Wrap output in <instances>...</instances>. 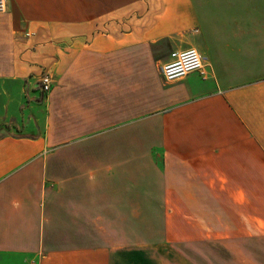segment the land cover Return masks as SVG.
Instances as JSON below:
<instances>
[{
  "label": "crops",
  "instance_id": "crops-1",
  "mask_svg": "<svg viewBox=\"0 0 264 264\" xmlns=\"http://www.w3.org/2000/svg\"><path fill=\"white\" fill-rule=\"evenodd\" d=\"M87 2L6 0L0 14V264L184 256L173 248L222 240L223 209L245 210L223 240L264 235V0L152 1L145 26L100 34ZM44 22L53 44L25 37ZM190 48L204 75L164 82Z\"/></svg>",
  "mask_w": 264,
  "mask_h": 264
},
{
  "label": "rangeland",
  "instance_id": "rangeland-1",
  "mask_svg": "<svg viewBox=\"0 0 264 264\" xmlns=\"http://www.w3.org/2000/svg\"><path fill=\"white\" fill-rule=\"evenodd\" d=\"M152 1L156 2L157 0H88L87 3L92 4V6L90 5V8L94 11L92 25L95 28V32L100 34L108 32L106 27L110 23H123L125 17L129 21L134 20L133 17H137L136 21H140L139 26H145L150 21L149 18L155 10L161 8L159 2L153 3ZM83 4H86V2L83 1ZM55 7H57L56 3L47 2L42 8L47 9L48 13H50ZM52 26L51 23L47 22L39 24L37 30L30 31L32 36L29 39H34L38 35L44 43L53 44V37L47 33V31L50 32L48 29L52 28ZM42 71L49 72V68L47 66L41 67L39 76ZM49 73L51 74V72ZM254 203L256 219L258 218L256 215H261L264 212L261 209L264 203V194H255ZM220 213L223 219L220 236L222 240H209L194 244L195 247L193 249L190 246L183 249L175 247L178 250L173 248L180 254L183 251L184 256H178L173 250H170L169 246L163 245L148 248L143 258L133 254L134 252L127 251V255L133 256L126 258V264H264V235L255 236L248 242L223 240L225 237L228 238L227 230L230 231L231 222L234 220L235 215L238 214L239 217L240 213L245 214V210L223 209ZM255 223L257 224V220H255ZM231 228L235 229L233 226ZM185 255L188 256L185 257Z\"/></svg>",
  "mask_w": 264,
  "mask_h": 264
},
{
  "label": "built area",
  "instance_id": "built-area-1",
  "mask_svg": "<svg viewBox=\"0 0 264 264\" xmlns=\"http://www.w3.org/2000/svg\"><path fill=\"white\" fill-rule=\"evenodd\" d=\"M6 10V0H0V14ZM32 36V33L25 34L26 38ZM205 64L201 56L195 49H186L181 52L172 53L171 60L161 69V75L166 83L178 81L190 73L198 72L201 75L205 73ZM43 72V73H42ZM39 76V89L42 94L47 95L51 91L52 76L48 71H42Z\"/></svg>",
  "mask_w": 264,
  "mask_h": 264
}]
</instances>
